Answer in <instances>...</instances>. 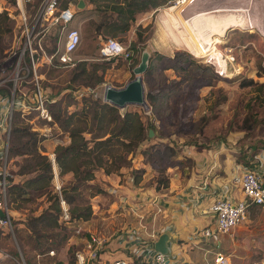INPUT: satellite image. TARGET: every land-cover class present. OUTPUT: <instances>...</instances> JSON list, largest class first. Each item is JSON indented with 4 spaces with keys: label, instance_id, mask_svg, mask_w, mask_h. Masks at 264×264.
Returning <instances> with one entry per match:
<instances>
[{
    "label": "rangeland",
    "instance_id": "obj_1",
    "mask_svg": "<svg viewBox=\"0 0 264 264\" xmlns=\"http://www.w3.org/2000/svg\"><path fill=\"white\" fill-rule=\"evenodd\" d=\"M261 1L193 0L187 1L182 9L161 6L158 7L160 10L150 9L136 16L130 31L115 39L131 44L133 31L140 26L142 41L137 50H133L138 62L146 48L150 54L161 52L166 55L160 67L170 64L167 57H173L176 50L184 52L187 61L193 64H189L186 71L158 67L149 77L143 75L145 96L151 91H159L162 95L153 100L149 111L137 105L124 108L140 114L147 139L131 150L115 147L119 170L107 175L98 169L94 171V178L88 181L77 180L71 172L58 175V181L54 178L47 191H28L27 195L12 201L9 205L12 230L0 229V264H71L74 253L83 246L90 233L112 240L122 229L139 227L140 223L147 228V224L157 222L164 225L163 229L172 228L170 220L185 212L180 210L183 207L181 200L177 199L180 195H176L172 184L176 178L179 177L184 184L185 177L190 175L196 164L203 167L207 175L212 172L218 176L226 175L233 162L249 166L247 156L252 157L264 146V8ZM78 2L76 0L70 8L73 17L69 22L50 25L49 19L43 21L50 26L49 33L41 42L46 50L61 48V36L65 30L75 28L79 31L81 42L75 53L76 63L71 67L47 64L42 60L37 62L35 58V72L28 71L25 36L15 20L3 24L0 31V93L9 92L19 70L18 87L21 90L32 94L39 88L56 102L68 103L69 112L80 111L83 98H87L89 101H84L87 107L81 115L80 125L86 129L84 135L91 138L98 131L91 118L90 100L103 102L106 84L124 86L134 77L132 70L138 62L105 59L100 49L105 38L97 34L103 17L87 0L82 8L78 7ZM39 3L40 0L25 1L32 19ZM9 4L10 0H0V7H8ZM9 9L13 10L12 7ZM197 16L211 17L219 28L218 35L210 39L209 55L196 34ZM162 18L167 20L171 38L183 35L181 48L168 44L170 49L163 51V39L159 38ZM32 46L37 47L34 39ZM207 56L212 57L211 60L214 58L213 61L206 62ZM20 59L21 64L17 66ZM82 61H87L86 74L90 71L89 75L79 73L78 64ZM101 66L105 69L101 70ZM204 68H209L214 76L211 77L210 71ZM75 73L77 78L74 79ZM98 78L103 82L96 83ZM202 79L210 80V85H201ZM146 102L149 106L147 97ZM22 121L19 123L38 133V139L43 137L38 143L43 152L51 153L57 145L69 142L66 132L37 118L34 111ZM114 127L111 124L105 130L111 132ZM150 129L153 130L152 136H148ZM11 144H15L12 139ZM23 163L21 156L11 157L10 180L16 184H22L29 177L28 174H20ZM138 176L139 183H135L133 179ZM212 179L209 181L200 175L197 186L213 185ZM168 188L173 189L168 191ZM63 189L72 197L71 206L79 208L78 212L91 207L90 218L58 222L56 227L46 225L49 218H45L34 226V218L52 211L53 193L64 201ZM192 189L185 187V196L189 197ZM172 195H176L173 202L169 199L159 203L160 198H171ZM190 204L188 211L194 215L195 207L190 208ZM169 205H177V216L170 217L167 211L163 213ZM65 206L69 205L65 203ZM219 240L221 248L211 242L205 244L201 240L193 244L188 240L190 245L172 255L177 263L207 264V261L212 263L213 252L220 251L229 257V264H264V206H250L247 217L230 234L219 235ZM52 249L54 256L46 255Z\"/></svg>",
    "mask_w": 264,
    "mask_h": 264
},
{
    "label": "built area",
    "instance_id": "obj_2",
    "mask_svg": "<svg viewBox=\"0 0 264 264\" xmlns=\"http://www.w3.org/2000/svg\"><path fill=\"white\" fill-rule=\"evenodd\" d=\"M25 1L30 2L31 0H16L15 5L0 7V12L5 10L8 16L15 20L21 34L25 36L24 49L28 52L29 58L27 70L35 72L37 65L35 58L37 62L42 60L47 64L57 63L67 67L73 66L76 63L75 53L81 42V35L77 29L65 30L61 36L63 45L52 54H47L41 44L46 34L49 33L50 27L44 24V20L49 19L50 25L60 21L69 22L73 13L71 14L70 9L60 11L61 0H41L32 19L28 14ZM186 1L193 0H170L162 7L182 8ZM9 7H12L13 10ZM192 11L194 12V8ZM32 38L37 46L35 48L32 46ZM101 53L105 59L121 58L130 61L134 56V51L129 44L121 43L116 39L106 42L101 48ZM20 64L21 59L17 66ZM18 74L19 70L16 71L9 92L7 94L0 93V210L4 213V215H0V229L8 230H12L7 198L12 176L9 171L11 163L10 138L15 112L19 111L23 115H28L34 111L37 118L49 123L53 119L48 105L55 102V99L44 95L39 88L32 94L21 90L18 87ZM35 79L37 80V76ZM48 157L52 162L54 178H57L54 153H48ZM235 174L234 181L237 182L242 197L234 198L231 194L226 195L219 192L209 206L202 211V213L211 214L214 218L213 224L193 232V237L204 242L212 241L217 248H220L219 235L230 234L247 217L250 206H264V148L253 156L248 167L237 165ZM206 186L203 184L199 190H207ZM57 188L59 189V187ZM191 192L195 194L194 190ZM203 194L205 193H198L197 197H194V203H199ZM60 203L62 219L68 220L67 208L61 197ZM145 229V225L140 223L139 227L122 229L112 240L102 239L95 233H90L89 238L84 239L83 246L74 253V262L71 264H182L177 263L171 253L164 254L155 250L154 242L163 230L147 232ZM112 244H115V247H112ZM115 251L119 252L117 255H112ZM54 254L53 249L46 252V255L50 257ZM213 254L211 264H229L228 256L222 252L215 251Z\"/></svg>",
    "mask_w": 264,
    "mask_h": 264
},
{
    "label": "trees",
    "instance_id": "obj_3",
    "mask_svg": "<svg viewBox=\"0 0 264 264\" xmlns=\"http://www.w3.org/2000/svg\"><path fill=\"white\" fill-rule=\"evenodd\" d=\"M75 1L76 0H61L59 6L60 11L69 10L70 5ZM87 1L92 4L94 9L103 17L101 23L97 27V34L100 38H105L101 44V49L110 39H115L116 37H119L120 34L130 31L136 22V16L138 14L164 6L170 0ZM15 2L16 0H10L9 5H15ZM9 20H11V18L5 10L0 12V31L2 30L3 24H7L6 22ZM140 28V26L136 27L134 31L136 39L135 41H130L131 44H129L130 48L135 51L137 50V45L142 41V30ZM144 29L146 28H143V30ZM55 51V49H45L47 54H52ZM165 57L166 55L161 52L150 54L149 67L145 76L149 77L152 73L156 72L158 67H160L159 65L162 59ZM131 61L134 64L138 62L135 56H132ZM167 61H169L170 64L160 67V69L168 68L176 71H186L189 64H193L192 61H187L184 52L178 50L175 51L173 57H167ZM58 65L63 66L61 64ZM86 65L87 61H82L78 64L80 67L79 73L85 75L90 74V71L86 74ZM104 69L105 67L101 66V70ZM204 70H209V73H211L210 76H214V73L209 68H204ZM76 74L77 73L74 74V79L77 78ZM102 82L103 80L98 78L96 83L99 84ZM210 82V80L202 79L201 85L208 86L210 85ZM160 95L162 94L159 91L147 92L146 97L150 101L148 111L152 108L153 100L158 96L160 97ZM83 99L84 101H89L87 98ZM84 101H82L83 107L80 111H77V109L72 112L67 111V107H69L68 103L62 105V102L55 101L48 105L53 119V121L48 124L52 123L57 125L62 131L66 132L69 137L68 144L57 145L54 151H51L54 153L57 175L63 176L66 173L71 172L79 181L92 180L94 178V171L98 169L103 170L107 175L119 170L120 164H117L115 147L118 148L117 146H121L126 150H131L147 139L145 125L137 111H127L124 110V108L120 109L106 102H98V100H90L92 105L91 118L94 128L97 129L96 131L98 132L91 138H87L84 135L86 129L80 125L82 124L81 115L84 113L85 107H87ZM54 106L57 107L54 108ZM26 116L28 115H23L19 111L15 112L11 130L12 137L10 138V156L22 157V160L25 163L20 165V174H28L29 177L26 178L22 184H16L10 180L11 185L8 188L7 198L8 205H11L12 201L17 197L27 195L28 191H47L54 179L53 166L48 157V152H43L38 146L39 141L43 140V137L38 139V133L36 131L31 130L30 126H25L24 124L19 123L23 122L22 120H25ZM111 124L115 127L111 132H107L105 129ZM11 139L15 144H11ZM262 148H264V146ZM251 158V156H247L248 160ZM139 179L140 177L138 176L134 177L133 180L135 183H139ZM166 186L167 184H164V187ZM72 189H76V187H73ZM61 195L64 198V202L70 206L67 207L69 219L62 220L60 198L57 193H53L52 202L50 204V210L52 211H46L34 218V221H36V223L34 222V226L39 222H42L45 218H49L46 225L54 227L58 226V222H71L73 220L86 221L90 218L92 213L90 206L85 208V212H78L77 209L79 208H72L71 203L73 199L68 195L67 190L63 189ZM72 262H74V259Z\"/></svg>",
    "mask_w": 264,
    "mask_h": 264
},
{
    "label": "crops",
    "instance_id": "obj_4",
    "mask_svg": "<svg viewBox=\"0 0 264 264\" xmlns=\"http://www.w3.org/2000/svg\"><path fill=\"white\" fill-rule=\"evenodd\" d=\"M85 0H83L84 2ZM74 4L70 5V8L73 7ZM69 15V14H68ZM162 23V31H159L160 34V39H163V51H167L169 50V46L170 47H182V37L183 35L180 34V36L176 37V38H171L170 32L167 28V20L164 21V18H162L161 20ZM139 23V22H137ZM134 32V31H133ZM156 33H158V31H156ZM135 34V33H134ZM134 34L131 36V40L130 41H135V36ZM161 39V40H162ZM253 160V156L249 161V164H251V161ZM237 165H243L241 163H234L232 164L231 168L228 170V173H226V175L224 174V176H218V175H214V173L211 172V174H206V170H204L203 167L199 168L198 164H196L194 166V169L190 172V175H188L187 179H185L186 181L184 182V184L182 183L183 181L178 177L176 178L177 180L174 181V183H172L174 185V189H175V193L176 195H180L177 199L181 200V205H183V207L180 209L182 212H184L182 215H178L180 217L177 216L176 212L178 211V207L177 205H169L167 208H165L163 210V213L165 211H167V215L168 216H177L175 218H172V220H170L171 224H169L170 227L172 228H166L163 229L162 224H159L157 222V224L152 223V225H149V228H147V226L145 224V230L148 231H152V230H163V232H168L171 236V242L168 244V248L169 251L171 252V254L175 253L178 250H182L184 249L185 245H190L189 243H195V242H199V239H196L195 241L190 240L191 236L193 237V232L196 231L199 227L203 228L206 227L208 225L213 224L214 222V218L211 216V214H205L202 213L203 210H205L207 208V206H209V204L211 203V201L213 200V198L218 195L219 192H223L222 194H226L229 195L231 194L234 198H241L242 194L240 192L239 189H236L238 187L237 182L234 181V177L236 176L235 174V170H236V166ZM245 166V165H244ZM180 175V174H179ZM202 175V177L205 179H209V181L212 179V183L213 185L210 186H206L208 187L207 190L201 191L199 190V186H197L198 181V177ZM176 176V175H175ZM206 180V181H207ZM191 187L193 188L191 191L194 190L195 194H192V192L190 191L189 193V197L185 196V187ZM194 186H197V188L195 189ZM173 189V188H172ZM171 188H168V191L172 190ZM190 190V189H189ZM205 193L202 195V197H200V202L199 203H194V197H197L198 193ZM175 195V196H176ZM173 197V195L170 197H165V198H160L159 199V203H165L166 201H168L169 199H171V202H173V199L176 197ZM188 203H191V207H195L194 211V215H192L191 211L189 209V205ZM180 205V204H179ZM159 208V207H158ZM161 209V208H160ZM186 211H188L186 213ZM169 212V213H168ZM154 222V221H153ZM157 226V228H155ZM137 227V226H136ZM155 228V229H154ZM159 228V229H158ZM162 232V233H163ZM161 233V234H162ZM189 240V241H188ZM187 241L189 243H187ZM202 243V242H200ZM206 244V242H204ZM212 243V241H211ZM215 245V244H214ZM112 247H115V244L111 245ZM220 248H221V241H220ZM209 251V250H207ZM119 251H115L113 252L112 255H117ZM105 257V256H103ZM229 258V257H228ZM207 264H211L209 263V261H207Z\"/></svg>",
    "mask_w": 264,
    "mask_h": 264
},
{
    "label": "water",
    "instance_id": "obj_5",
    "mask_svg": "<svg viewBox=\"0 0 264 264\" xmlns=\"http://www.w3.org/2000/svg\"><path fill=\"white\" fill-rule=\"evenodd\" d=\"M264 8V0L260 2ZM84 6L83 0H79L78 7ZM150 62V53L148 49L144 48L141 52L140 61L133 68L132 72L134 77L130 79L124 86L115 87L110 84L104 86L102 100L103 102L114 105L120 109L128 105L141 106L148 110L149 106L146 102L145 87L143 82V75L146 73ZM153 135V130H149V136ZM0 215H4L0 210ZM171 242V236L168 232H163L159 235L158 239L154 242V248L164 254L169 253L168 244Z\"/></svg>",
    "mask_w": 264,
    "mask_h": 264
},
{
    "label": "bare ground",
    "instance_id": "obj_6",
    "mask_svg": "<svg viewBox=\"0 0 264 264\" xmlns=\"http://www.w3.org/2000/svg\"><path fill=\"white\" fill-rule=\"evenodd\" d=\"M186 3H188V2L186 1L184 3L183 7L187 5ZM195 7H196V5H195ZM182 8H177V9H182ZM197 12H198V10H197ZM196 20H197V22H195L196 34L200 38V41L205 45V52H207V54L209 55V53H210L209 50H210L211 45H212V42L210 39H211V37L218 35V33H219L218 25L214 20H212L211 17L210 18L209 17H205V18L202 17L201 18V16H197ZM248 27H250V26H248ZM211 58H210V56H207L206 62H209L211 60ZM213 59L211 60V62L213 61ZM216 60L219 61L218 59H216ZM213 63H216V62H213ZM219 64H221V63H219ZM215 66L217 67V65H215ZM57 178H58V176H57ZM57 178H56V180L58 181Z\"/></svg>",
    "mask_w": 264,
    "mask_h": 264
}]
</instances>
